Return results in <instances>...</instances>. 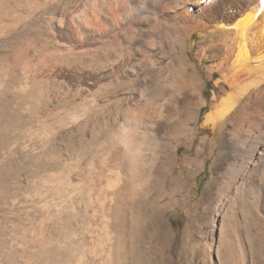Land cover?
Here are the masks:
<instances>
[{
	"label": "bare ground",
	"instance_id": "bare-ground-1",
	"mask_svg": "<svg viewBox=\"0 0 264 264\" xmlns=\"http://www.w3.org/2000/svg\"><path fill=\"white\" fill-rule=\"evenodd\" d=\"M113 4H84L93 11L87 24L95 35L82 50L91 70L77 83L93 94L52 122L20 132L17 143L42 156L44 165L11 198L25 236L26 219L35 212L42 217L33 254L22 264H139L141 208L166 192L168 151L196 161L195 190L187 233L164 216L171 235L163 255L187 235L201 264H264V0ZM51 48L37 56V65L74 56L63 41ZM194 48L197 66L190 72ZM37 74H25L14 89L26 111L39 93ZM188 99L193 107L184 115ZM117 110L122 120L114 124L106 114ZM63 128L81 133L77 144L61 142L58 149ZM163 195L159 206H168Z\"/></svg>",
	"mask_w": 264,
	"mask_h": 264
},
{
	"label": "rangeland",
	"instance_id": "rangeland-1",
	"mask_svg": "<svg viewBox=\"0 0 264 264\" xmlns=\"http://www.w3.org/2000/svg\"><path fill=\"white\" fill-rule=\"evenodd\" d=\"M86 1L0 0V264H22L29 260L34 251L33 236L37 228L42 226L40 214L37 212L31 214L25 221L29 232L25 236V231L20 227L21 219L12 213L15 210L11 204L12 196L24 191L33 176L44 169L42 156L25 150L17 143L21 130L25 126H36L42 120L52 122L64 111L73 110L81 105L85 96L93 94L88 87L79 89L77 83L81 72L91 70L86 66L87 56L83 55L82 50L87 43L85 41L91 40L95 35V29L87 24V18L93 11L91 7L84 8ZM119 1L110 0L111 4H118ZM106 19L113 21L110 14H106ZM58 40L67 43L74 56L72 55L68 61L51 60L46 68L37 65L40 53L51 51L54 41ZM192 43L193 41L189 42L188 46L191 47ZM193 53L188 61L193 64V67L190 66V72L197 66L196 48ZM39 69L45 71L41 72ZM35 72L37 78L34 81L39 93L34 100L32 99L29 111H26L23 108L25 101L22 102L14 89L19 86L25 74L35 77ZM182 93L188 96L187 90H183ZM122 106L124 105L120 104L121 108ZM181 107L183 114L186 115L187 112H191L193 104L188 99ZM119 113L122 111L117 110L113 115L106 114V119L118 124L122 120ZM97 125L96 128H99ZM74 130L76 128H63L54 145L61 149L63 148L61 142L66 148L77 144L75 142H78L81 132ZM199 132L201 135L198 136L203 137L204 131ZM215 136L217 139L220 138L219 133ZM190 140L191 137L183 140L188 149ZM219 149L220 147L218 151ZM172 153L173 151H168V165L164 170L166 192H159L158 199L154 196L158 201L159 196L164 194L163 197L168 199L170 204L159 206V201L154 203L152 197L141 208L134 253L139 264H201L202 255L199 252L193 253L187 235L183 241H177L173 245L171 255L162 253V247L167 244L171 235L170 228L164 222V216L167 214L171 215L173 220L176 218L178 221L175 223L184 227L187 233L189 228L187 217L191 215V199L195 190L196 161L191 159L185 163L182 159L180 161L174 158ZM170 168L174 170L172 175L168 174ZM165 194L169 197L166 198ZM50 223L54 224L52 221ZM20 242L24 243V248ZM131 261L132 259L129 263Z\"/></svg>",
	"mask_w": 264,
	"mask_h": 264
}]
</instances>
